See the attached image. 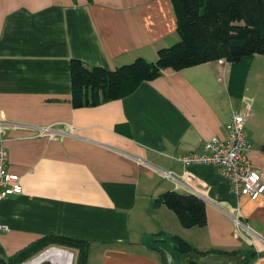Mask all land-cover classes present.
<instances>
[{"label":"crops","instance_id":"1","mask_svg":"<svg viewBox=\"0 0 264 264\" xmlns=\"http://www.w3.org/2000/svg\"><path fill=\"white\" fill-rule=\"evenodd\" d=\"M179 38L171 0H0V121L11 124L8 171L23 187L0 200L6 256L63 235L89 242L87 264H164V253L173 264L198 253L264 264V196L232 192L215 165L175 159L203 152L232 112L248 109L251 161L264 179V55L167 68L121 99L71 103L73 58L113 70L154 62ZM37 125L68 135L35 136ZM167 191L200 198L205 224L183 226L159 203ZM174 236L194 252H174Z\"/></svg>","mask_w":264,"mask_h":264},{"label":"trees","instance_id":"2","mask_svg":"<svg viewBox=\"0 0 264 264\" xmlns=\"http://www.w3.org/2000/svg\"><path fill=\"white\" fill-rule=\"evenodd\" d=\"M171 1L180 38L171 46L161 48L156 61L139 57L109 70L87 65L80 59L71 60V103L75 108L121 99L143 82L159 77L167 68L181 70L218 59L239 66L250 63L257 54L264 55V0ZM159 203L173 210L185 227L205 224L204 202L195 195L167 191L160 195ZM173 244L172 250L176 253L194 252L180 236H174ZM50 246L75 252L74 264H87L89 242L63 235L41 237L12 256H6L0 248V264H20ZM216 253L237 255L235 251ZM44 255L52 258L50 250ZM164 264H168L165 253Z\"/></svg>","mask_w":264,"mask_h":264},{"label":"built area","instance_id":"3","mask_svg":"<svg viewBox=\"0 0 264 264\" xmlns=\"http://www.w3.org/2000/svg\"><path fill=\"white\" fill-rule=\"evenodd\" d=\"M248 115V109L232 112L226 125L224 137H212L207 140L204 144V151L201 153L179 154L175 159L186 166L191 164L215 165L220 174L230 183L232 192L246 196L251 200H258L264 196V179L262 173L253 167L251 161L252 146L245 130V121ZM5 126L10 127L11 124L7 125L0 121V200L23 192L20 175L8 171L9 155L5 146L8 138ZM30 129L35 136L53 138L68 135L67 132L58 129L57 125H37L31 126ZM164 174L174 181L175 176L172 173L165 172ZM236 223H240L238 219H236ZM6 230H8V226L0 222V232ZM55 248L60 247L50 246L20 264H35V260L40 255ZM70 252L74 259L75 253Z\"/></svg>","mask_w":264,"mask_h":264},{"label":"water","instance_id":"4","mask_svg":"<svg viewBox=\"0 0 264 264\" xmlns=\"http://www.w3.org/2000/svg\"><path fill=\"white\" fill-rule=\"evenodd\" d=\"M200 255H197L196 258L189 257L190 261L186 264H191L193 261L196 262V264H237L238 261L234 257H229L227 255H212L207 254L203 257H199ZM167 263L173 264V257L171 255H166ZM240 264V263H239Z\"/></svg>","mask_w":264,"mask_h":264},{"label":"bare ground","instance_id":"5","mask_svg":"<svg viewBox=\"0 0 264 264\" xmlns=\"http://www.w3.org/2000/svg\"><path fill=\"white\" fill-rule=\"evenodd\" d=\"M8 155H9V153H8ZM8 160H9V158H8ZM51 253H52L51 256L58 262L57 264H73L72 253L69 250H65V249L62 250L61 248H55V249H51ZM39 257L41 259L37 262V259ZM39 257L35 260V264H43V259L46 256L43 253Z\"/></svg>","mask_w":264,"mask_h":264},{"label":"rangeland","instance_id":"6","mask_svg":"<svg viewBox=\"0 0 264 264\" xmlns=\"http://www.w3.org/2000/svg\"><path fill=\"white\" fill-rule=\"evenodd\" d=\"M49 248V247H48ZM63 250V249H62ZM50 251H51V249H50ZM52 254V253H51ZM48 260V261H47ZM54 260V261H53ZM74 261H75V257H74V259H73V264H74ZM58 262L52 257V258H50V257H45L44 259H43V264H57Z\"/></svg>","mask_w":264,"mask_h":264}]
</instances>
